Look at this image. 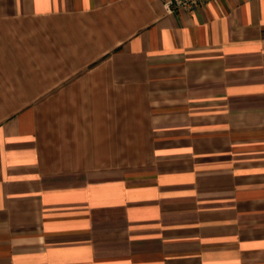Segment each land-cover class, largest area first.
Listing matches in <instances>:
<instances>
[{
    "label": "crops",
    "instance_id": "crops-1",
    "mask_svg": "<svg viewBox=\"0 0 264 264\" xmlns=\"http://www.w3.org/2000/svg\"><path fill=\"white\" fill-rule=\"evenodd\" d=\"M0 264H264V0H0Z\"/></svg>",
    "mask_w": 264,
    "mask_h": 264
},
{
    "label": "built area",
    "instance_id": "built-area-1",
    "mask_svg": "<svg viewBox=\"0 0 264 264\" xmlns=\"http://www.w3.org/2000/svg\"><path fill=\"white\" fill-rule=\"evenodd\" d=\"M209 1L210 0H163V6L167 13L185 12L192 14Z\"/></svg>",
    "mask_w": 264,
    "mask_h": 264
}]
</instances>
